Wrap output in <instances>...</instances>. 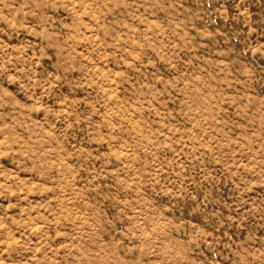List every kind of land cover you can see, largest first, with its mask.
Wrapping results in <instances>:
<instances>
[{"label":"clouds","instance_id":"obj_1","mask_svg":"<svg viewBox=\"0 0 264 264\" xmlns=\"http://www.w3.org/2000/svg\"><path fill=\"white\" fill-rule=\"evenodd\" d=\"M0 264H264V0H0Z\"/></svg>","mask_w":264,"mask_h":264}]
</instances>
